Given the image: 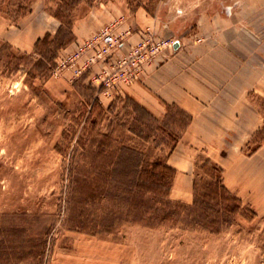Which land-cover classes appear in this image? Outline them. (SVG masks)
<instances>
[{
  "label": "rangeland",
  "instance_id": "374dc122",
  "mask_svg": "<svg viewBox=\"0 0 264 264\" xmlns=\"http://www.w3.org/2000/svg\"><path fill=\"white\" fill-rule=\"evenodd\" d=\"M60 10L71 20L72 30L73 23L80 24L78 31L87 40L119 20L128 27L139 13L153 19L142 38L166 42L189 38L197 31L198 19L231 13L236 18L234 13L243 11L264 45V0H0V264H264V199L242 200L256 218L249 221L245 210L236 217L224 215L217 235L183 230V217H171L156 229L132 224L126 209L112 219L108 202L98 205V229H77V212L82 210L74 211L78 201L69 202L66 171L70 163L77 166L84 159L83 151H76L75 131L88 116L90 98L83 94L91 92L81 88L98 87L83 83V68L62 65L69 55L60 57L66 47L50 48L41 57L35 52L39 38L56 35L62 23L53 14ZM258 53L252 57L250 52L252 68H264V46L258 45ZM117 97L129 96L121 91ZM109 98L98 94L104 108L116 100L108 104ZM142 107L155 120L135 123L134 115L118 103L111 115L116 122L113 134L140 150L144 161L167 160L186 118L176 108L165 106L163 114L155 115ZM94 112L92 120L97 122L98 110ZM107 125L99 122L96 132H105ZM129 125L137 135L126 132ZM65 130L72 134L70 144L62 139ZM263 136L264 130L239 155H253ZM56 145L62 150L70 145L75 161L59 153ZM206 160L211 165L202 169ZM212 167L224 182L222 166L206 154L197 157L194 180L199 185L209 180ZM169 199L188 205L193 194L188 201L171 195Z\"/></svg>",
  "mask_w": 264,
  "mask_h": 264
},
{
  "label": "crops",
  "instance_id": "0c3cea01",
  "mask_svg": "<svg viewBox=\"0 0 264 264\" xmlns=\"http://www.w3.org/2000/svg\"><path fill=\"white\" fill-rule=\"evenodd\" d=\"M136 16L117 56L126 54L141 40L145 28L153 25V19L145 14ZM234 16L198 19L197 31L177 40L178 47L162 51L144 67L137 81L107 93L108 104L124 91L155 115L163 114L166 105H174L191 116L167 158L168 165L176 170L170 192L176 200L188 201L192 196L199 154L222 166L224 186L241 201L264 199V136L257 139L253 155L246 159L239 155L264 130V68L250 66V52L257 57L258 45H264L252 28L255 24L250 25L248 13L240 11ZM79 27L73 23L76 38L62 49L60 57L87 40ZM85 58L70 68H81ZM111 61L91 65L80 79L98 87L94 78Z\"/></svg>",
  "mask_w": 264,
  "mask_h": 264
},
{
  "label": "trees",
  "instance_id": "16d2710c",
  "mask_svg": "<svg viewBox=\"0 0 264 264\" xmlns=\"http://www.w3.org/2000/svg\"><path fill=\"white\" fill-rule=\"evenodd\" d=\"M60 13L61 10L53 14L62 23L56 35L52 38L50 34H46L35 42V52L39 57L43 56L50 48L56 51L65 48L75 39L71 20L68 16ZM64 26L68 29L66 33ZM81 89L91 92L89 96L83 94L86 98H90L88 116L78 122L80 130L78 133L75 131L76 151L82 150L84 159L83 163L77 164V166L70 163L66 171L70 186L69 202L78 201L74 211H78V207H81L82 210V213L77 212V229L83 232L98 229L101 225L97 213L98 205L105 202L110 204L112 212L109 217L112 219L116 214L120 217L121 212L126 209L128 217L132 218V224L151 229L158 228L164 223L163 221L171 217L174 221L183 217L181 219L186 227H183V230L190 227V229L199 232L217 235L222 231L220 224L224 215L236 217L243 215L245 210L250 215L249 221L256 218L255 212L243 208L242 201L224 186L222 179L215 175V167H212L208 173L209 180L201 182L200 185L196 179L194 180L191 204L170 200L172 181L176 170L168 165L166 159L144 161L141 158L140 150L119 141L113 134L116 122L111 120V115L116 112L118 103L122 104V109L130 111V114L134 115L133 122L135 123L142 122L143 118L154 119V117L129 97L124 99L117 97L107 108H104L98 99V94L102 92L101 88L82 86ZM166 106L169 110L176 108L184 115L186 119L181 126L184 131L191 121V116L174 105ZM96 110H98L97 122L92 120ZM106 121L108 123L107 130L96 132V125ZM130 125L125 129L126 132L136 134ZM119 126L125 127L122 124ZM71 136L72 134L65 130L62 139L70 144ZM179 139L180 136L173 139L170 154ZM69 147L70 145L67 146V149L62 150L61 146L56 145L59 153L71 158L70 152L72 151L69 150ZM74 158L73 154L71 160L75 161ZM208 165H211L210 161L206 160L202 169ZM174 224L176 223L174 222Z\"/></svg>",
  "mask_w": 264,
  "mask_h": 264
},
{
  "label": "built area",
  "instance_id": "2783aa9c",
  "mask_svg": "<svg viewBox=\"0 0 264 264\" xmlns=\"http://www.w3.org/2000/svg\"><path fill=\"white\" fill-rule=\"evenodd\" d=\"M130 33V28H123L120 20L111 23L90 40L79 44L62 61V65L75 66L81 57L86 56L81 66L86 71L97 62L112 59L110 66L94 78L98 82V89L101 88L102 93L107 94L111 89L132 84L140 78L144 67L153 63L164 49L171 48L175 41L166 42L145 36L131 46L126 54L117 56L116 53L123 47Z\"/></svg>",
  "mask_w": 264,
  "mask_h": 264
},
{
  "label": "water",
  "instance_id": "95a60500",
  "mask_svg": "<svg viewBox=\"0 0 264 264\" xmlns=\"http://www.w3.org/2000/svg\"><path fill=\"white\" fill-rule=\"evenodd\" d=\"M173 46H174V48L178 47V43L175 42Z\"/></svg>",
  "mask_w": 264,
  "mask_h": 264
}]
</instances>
